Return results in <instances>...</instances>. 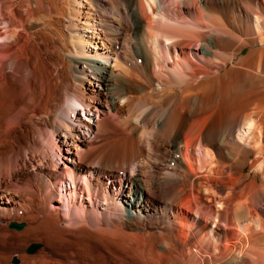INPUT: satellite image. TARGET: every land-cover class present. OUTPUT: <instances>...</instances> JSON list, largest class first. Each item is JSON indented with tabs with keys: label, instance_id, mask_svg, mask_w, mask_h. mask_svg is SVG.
I'll return each instance as SVG.
<instances>
[{
	"label": "bare ground",
	"instance_id": "obj_1",
	"mask_svg": "<svg viewBox=\"0 0 264 264\" xmlns=\"http://www.w3.org/2000/svg\"><path fill=\"white\" fill-rule=\"evenodd\" d=\"M60 1L0 0V264L264 254L219 182L264 154V0Z\"/></svg>",
	"mask_w": 264,
	"mask_h": 264
},
{
	"label": "rangeland",
	"instance_id": "obj_2",
	"mask_svg": "<svg viewBox=\"0 0 264 264\" xmlns=\"http://www.w3.org/2000/svg\"><path fill=\"white\" fill-rule=\"evenodd\" d=\"M68 3H69V0L68 1L67 0H61L60 1V5H63L62 8H68ZM249 49H250V47H246L244 52H247ZM244 97H246V94L243 92V93L239 94L238 98L240 100H242V98H244ZM243 122L244 121L241 122L242 128L245 124H247V123H245V122L243 123ZM238 126H240V124ZM258 133H259V131L255 129L254 136H253V138L250 139V145H251L250 148L252 150L259 148L258 145H260V143L259 144L257 143V137L259 135ZM236 135L237 134L235 133V137H236ZM223 142H224V144H226L227 140H223L222 143ZM254 155H256V154L254 153L253 155L252 154L248 155L249 162L253 158H254L253 161L255 160V158H257ZM259 155L260 156L258 158H260L262 165L260 163L256 164L257 162L252 164V162H251V163H247L242 168H239L238 164H237L235 166V168L225 171V173L220 177L221 180L219 182L223 183V185L227 188V191L230 192V196H224V198L221 197L222 199L220 200V202L222 201L223 206L220 203H219L220 205H218V204L215 205V208L222 206V208H225V210L228 209L227 211H230V210L232 211L233 206L235 207V206L241 204L243 201L241 207L238 206V210H239L238 215L240 218L242 217V221L239 218L241 224L245 225V226L247 224H252V222L247 221L248 219L246 216H248V214L246 212H248L249 214H251L250 216H253L255 218V225H253L255 227H252L251 230H248L247 233H245V235L242 236L241 243L240 242L238 243L239 247L242 246L244 248V251H246V250L252 251V250H256V249H257L256 252L264 251V210H262L260 199L257 198V197H259L258 196L259 193H261V192L264 193V180H263L264 172H262V170L264 171V166H263L264 162H262V161H264V154L263 155L259 154ZM226 157L229 158V160L231 158L229 155H227V153H226ZM212 165H213V163L211 164V166ZM259 165L262 166L263 169ZM254 166H257L261 169L259 170L257 167H254ZM256 169H258L259 171ZM261 172L263 174L260 177L259 175H261ZM216 180H218V179H215L213 172L210 170L209 176H208L207 181H206L208 187L213 189V186H214ZM248 187H249L248 190L251 191V194L253 193V196L249 195L248 192H250V191H248V190L244 191V188H248ZM227 191H225V192L227 193ZM226 193L222 194V195H227ZM206 195L209 196L210 198L213 197L212 192H209ZM254 196L256 197V199ZM217 198L219 200V197H217ZM214 201H216V200H214ZM213 202H212V204H215V202L214 203ZM237 202H238V204H236ZM239 207H240V209L245 208L246 210L245 209H244V211H243V209L240 210ZM244 213H246V214H244ZM230 214H232V213L230 212ZM20 223H22L23 225L24 224L26 225L25 222H20ZM257 223L259 224L258 227L256 225ZM213 226L214 225L211 224L210 228L212 229ZM31 243H33V242H31ZM39 246L42 247L44 245L40 243ZM255 255L256 256L253 258L249 254L250 257L248 256L247 261L243 264H264V257H263L264 254H260V255L255 254ZM13 260H14V262L19 261L18 258H13Z\"/></svg>",
	"mask_w": 264,
	"mask_h": 264
},
{
	"label": "water",
	"instance_id": "obj_3",
	"mask_svg": "<svg viewBox=\"0 0 264 264\" xmlns=\"http://www.w3.org/2000/svg\"><path fill=\"white\" fill-rule=\"evenodd\" d=\"M11 226L13 227H17V228H21L23 226L22 223H18L16 221H12L11 222ZM40 244L39 243H31L28 247V250L32 251V250H35Z\"/></svg>",
	"mask_w": 264,
	"mask_h": 264
}]
</instances>
